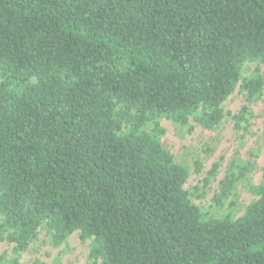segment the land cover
Instances as JSON below:
<instances>
[{
	"label": "trees",
	"instance_id": "obj_1",
	"mask_svg": "<svg viewBox=\"0 0 264 264\" xmlns=\"http://www.w3.org/2000/svg\"><path fill=\"white\" fill-rule=\"evenodd\" d=\"M252 63L264 0H0V264L42 226L53 247L79 232L91 264H264V169L244 214L215 219L161 144L163 119L217 128L238 86L244 131L264 90L242 78Z\"/></svg>",
	"mask_w": 264,
	"mask_h": 264
},
{
	"label": "rangeland",
	"instance_id": "obj_2",
	"mask_svg": "<svg viewBox=\"0 0 264 264\" xmlns=\"http://www.w3.org/2000/svg\"><path fill=\"white\" fill-rule=\"evenodd\" d=\"M242 78L261 76L264 67L256 63L246 64L241 70ZM246 105L245 93L238 86L223 103V119L214 130L195 126L180 128L167 120H161L165 129L161 138L162 146L173 156L174 162L185 166L189 171L183 188L189 193L194 205L215 219L227 215L234 219L241 217L246 208L257 199L247 187L258 186L264 169V90L261 98L250 106V115L245 130L234 128L232 117ZM193 124V123H192ZM200 171L196 173V167ZM217 164L214 176L209 172ZM245 170V177L236 184L230 197L217 206L215 197L220 191V183L230 173L238 174ZM244 172V173H245ZM12 245L0 242V255L11 259ZM89 241L82 242L79 232H74L59 247L49 243L46 226H42L28 249L20 255L18 264H91Z\"/></svg>",
	"mask_w": 264,
	"mask_h": 264
}]
</instances>
